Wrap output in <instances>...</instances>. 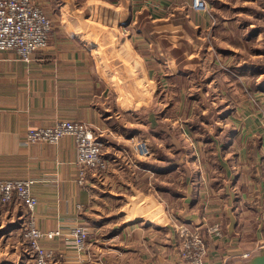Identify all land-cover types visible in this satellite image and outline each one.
I'll return each instance as SVG.
<instances>
[{
	"label": "crops",
	"instance_id": "obj_1",
	"mask_svg": "<svg viewBox=\"0 0 264 264\" xmlns=\"http://www.w3.org/2000/svg\"><path fill=\"white\" fill-rule=\"evenodd\" d=\"M31 2L44 11L52 34L28 61L0 51V180L33 182L37 228L59 231L40 242L54 252L52 264H180L175 229L182 222L200 227L204 264H264V248L239 257L264 237V108L232 93L228 100L224 92L210 94L202 115L214 125L182 129L181 146L175 120L169 123L161 107L170 100L161 95L168 78L155 63L156 34L148 22L191 11L188 22L200 33L214 25L211 13L195 12L192 0ZM59 121L91 126L102 144L103 173L87 172L79 183L71 137L26 142L27 128ZM141 139L150 146L146 159L132 152ZM26 216L18 202L0 204V239L20 231ZM211 224L220 238L207 236ZM76 225L89 233L80 253L69 235ZM12 262L34 264L25 247Z\"/></svg>",
	"mask_w": 264,
	"mask_h": 264
},
{
	"label": "rangeland",
	"instance_id": "obj_2",
	"mask_svg": "<svg viewBox=\"0 0 264 264\" xmlns=\"http://www.w3.org/2000/svg\"><path fill=\"white\" fill-rule=\"evenodd\" d=\"M204 1L208 5L206 12L211 13L215 27L208 31L203 30L201 34L196 26L188 22L193 16L191 11L188 14L184 11H174L162 20L148 22L150 32L154 31L156 34L155 63L163 70L160 73L162 78L169 79L165 82L167 86L161 87V95L165 94L170 100L167 101V107L163 104L165 101L161 107L170 113L167 114L170 117L169 123L175 120V125H171L174 128L176 126L181 146L182 143L186 146V135L180 137L187 128L184 122L203 121L202 112L210 94L221 97L224 92L222 99L228 100L232 93L243 103L264 108V89L255 91L253 88L263 74L249 72L251 75L248 79L243 75L237 78V82L213 72L214 69L220 68L225 71L229 65L236 64L264 65V0ZM204 40L207 42L206 46L203 44ZM151 42L153 43L152 40ZM188 69L198 70V73L182 76L180 71ZM164 74H168L170 78ZM226 110L228 113L230 107ZM215 121L213 118L204 119L203 124L201 123L203 129L209 127V124L212 127ZM187 130L191 131L189 127ZM146 144L150 151L149 143ZM20 231L2 235L0 264H13L12 258L15 259L21 254L25 243Z\"/></svg>",
	"mask_w": 264,
	"mask_h": 264
},
{
	"label": "built area",
	"instance_id": "obj_3",
	"mask_svg": "<svg viewBox=\"0 0 264 264\" xmlns=\"http://www.w3.org/2000/svg\"><path fill=\"white\" fill-rule=\"evenodd\" d=\"M195 12H206L204 0H192ZM52 34L51 23L44 11L31 0H0V51H14L22 61H28L31 54L43 50ZM63 137H71L76 150L75 168L79 171L82 184L87 172L103 173L107 165L101 157L102 144L95 138L89 124L77 122H56L51 127L27 128L25 140L28 144H56ZM146 140H137L132 152L138 159L149 157ZM32 181L27 179L0 180V204H22L27 216L20 225L26 255L34 264H52L54 252L41 246V241H50L59 236V231L42 232L36 224L33 210L37 204L31 193ZM209 237L220 238L222 231L216 224L206 226ZM72 246L77 253L86 248L88 230L76 225L70 230ZM179 240L177 257L180 264H204L208 248L200 232V227L190 222H182L175 229ZM264 248V237L250 252L239 257L248 259L250 254Z\"/></svg>",
	"mask_w": 264,
	"mask_h": 264
},
{
	"label": "trees",
	"instance_id": "obj_4",
	"mask_svg": "<svg viewBox=\"0 0 264 264\" xmlns=\"http://www.w3.org/2000/svg\"><path fill=\"white\" fill-rule=\"evenodd\" d=\"M214 27H215V24L212 26V28H214ZM257 32H259V31H257ZM206 43H205V46H206ZM262 52H263L262 55H264V50ZM214 71H215V73H220L222 76L229 77L230 81H234V80L237 81V78L241 77L243 75H245V77L248 79L249 76L251 75V74H249V72H257L258 74H263V77L257 83L254 84L253 88L255 89V91H257V90L261 91L262 89H264V65H257V66L252 65V66H250V64H245V65L236 64V65H232V66L229 65L225 71H223V69H221V68L220 69H214L213 72ZM196 73H198V70H195V71L193 70L190 72L191 76L195 75ZM187 74H189V73H187ZM187 74H181V75L182 76H185V75L189 76ZM237 82H239V81H237ZM237 84H239V83H237ZM192 99L194 100V98H192ZM184 116H186V114H184ZM185 122H186V125L189 127L190 130L199 129L201 132L203 131L204 127L202 126L200 120H196V121L188 120ZM151 136L155 137L154 135H151ZM176 153L179 155L178 152H176ZM150 154H151V150L149 151V156H150ZM176 161L179 163L182 161V158H177ZM173 167H175V166H172V168L171 167L170 168L173 170ZM181 167H183V166H181ZM167 170H169V169H167Z\"/></svg>",
	"mask_w": 264,
	"mask_h": 264
}]
</instances>
